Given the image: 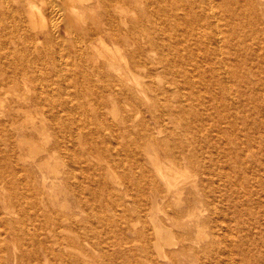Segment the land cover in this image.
Listing matches in <instances>:
<instances>
[{
    "label": "bare ground",
    "instance_id": "6f19581e",
    "mask_svg": "<svg viewBox=\"0 0 264 264\" xmlns=\"http://www.w3.org/2000/svg\"><path fill=\"white\" fill-rule=\"evenodd\" d=\"M0 264H264V0H0Z\"/></svg>",
    "mask_w": 264,
    "mask_h": 264
}]
</instances>
